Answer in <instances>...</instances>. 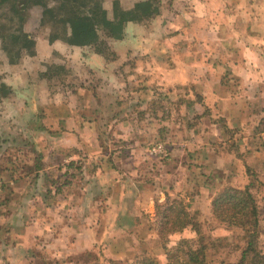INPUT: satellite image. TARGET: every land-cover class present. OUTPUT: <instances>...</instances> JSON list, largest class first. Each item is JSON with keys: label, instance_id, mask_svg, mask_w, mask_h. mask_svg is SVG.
<instances>
[{"label": "crops", "instance_id": "1", "mask_svg": "<svg viewBox=\"0 0 264 264\" xmlns=\"http://www.w3.org/2000/svg\"><path fill=\"white\" fill-rule=\"evenodd\" d=\"M159 13L160 16L139 23L127 22L123 28V38L109 42L114 55L112 60L107 61L95 53L85 56L87 69L82 68L81 75L92 72L95 77L106 76L103 81L107 83L103 86H112L114 90L108 89L103 94L96 85H90L91 79L86 76L88 82L81 80L84 84L79 85V91H83L89 101L125 104L111 113L120 112L118 125L127 130L133 126V132L138 130V122L133 121L131 125L128 119L135 114H126L132 103L160 100L173 107L175 104L171 102L181 101L185 111L180 116L198 120L192 134H198L200 141L192 143L197 142L200 147H214L218 151L216 153L220 154V157H216L217 165L225 167L230 160L237 166L245 164L252 167L258 162V165L261 162L264 164V0H171L169 8ZM29 90L33 89L26 88L23 93L30 100ZM79 91H71L73 97L69 99L72 102L78 103ZM13 92L15 95L10 105L16 108L19 101L25 108L27 102L19 97L22 92L17 89H13ZM157 92L161 97L160 94L156 96ZM200 104L208 109L212 121L207 120L208 114L204 113L202 106H198ZM69 113L70 118L61 119V124L72 127L65 126L68 133L61 127L58 132L60 138L64 140L62 134L71 135L74 148L80 147L79 137L87 128L84 126L86 121L90 132L86 151L94 153L92 151L100 130L108 129L109 132L112 127L106 126L105 122L104 127L101 121L103 115L94 104L89 111L75 105L69 109ZM154 113L149 115L145 112L143 116L163 122L170 121L175 115L173 112L165 115L164 120L158 112ZM8 114L9 128L16 127L20 131L17 122H25L28 112L9 107ZM108 115L109 112L104 119ZM148 125L143 126L144 133L148 131ZM190 127L180 123L184 134L189 132ZM22 129L24 134L36 133L33 125H24ZM67 143L63 141L59 144ZM187 144L182 141L179 146ZM234 144H238L236 151L243 149L244 155L238 153L235 156V149L230 148ZM61 146L64 148L65 145ZM114 154L113 158L108 156V159H94L95 154L87 155V159L80 154L63 159L67 165L61 163L64 174L61 178L65 180L51 192L42 193L38 188L33 197L31 190L17 191L11 188L6 191L3 205L0 201V206H4L2 214H8L5 223L0 221V264L35 263L37 249L45 256L38 263H44L47 256L49 262L60 264L70 252L80 255L88 249L94 250L95 246L106 248L121 231L116 223L119 214L132 223L131 228L142 222L141 216L135 219L140 212L142 216L153 214L149 208H153L156 200L162 202L168 189L160 187L158 179L148 180V175L138 172L140 167L136 168V175H131L133 179H130L129 172L120 170V164L125 166V161L117 152ZM257 156H260V160H256ZM73 165L80 167L82 173L74 176L71 173ZM21 179L13 177L10 182L15 187L22 181H28L26 177ZM76 183L81 187L78 193L69 192ZM154 189H159V193H154ZM54 199L56 203H53ZM11 200L17 202L16 207H12ZM71 200H78V203ZM93 201H99V204L94 205ZM20 208L25 213L20 218V227H14L12 218ZM110 208L113 219L106 217L98 224L93 215H101L103 211L106 213ZM26 214H31V219H27ZM34 220L41 221L40 227ZM101 222H104L102 232L96 233ZM35 226L38 229H34Z\"/></svg>", "mask_w": 264, "mask_h": 264}, {"label": "rangeland", "instance_id": "2", "mask_svg": "<svg viewBox=\"0 0 264 264\" xmlns=\"http://www.w3.org/2000/svg\"><path fill=\"white\" fill-rule=\"evenodd\" d=\"M141 1L147 0H32L30 5L27 6L25 17H23L19 12V5H17L18 8L15 6V4H21L18 0H0L1 205H3L2 199L7 195L6 191H9L11 188H15L17 191L31 190L34 197L38 188L44 193V191L51 192L56 189L57 184V187H59L60 182L65 180L61 178L64 175L62 174L61 163L67 165L63 162V159L74 158L78 154L85 159L88 158L87 155L89 154H95L94 159H108V156L113 158L115 156L114 153L117 152L123 158L121 160L125 161V166L120 164L121 171L125 173L129 172L131 179L133 177L131 175H136V168L140 167L138 172H144L145 176L148 175V180L155 181L158 179V185L168 189L167 193L170 196V200L175 199L184 203L190 213V221L193 224H197L200 232L190 229L184 232V234H175L163 241L158 233L159 218L155 216L153 206V208H149L153 214H145L143 216L141 212L137 214L135 219L141 216L142 222L139 225L135 224L133 228L130 227L132 223L126 221L123 214H119L116 223L119 225L118 228L121 231L117 237L105 246L106 248H103L102 245L100 247L95 246L94 250L88 249L80 255L70 252L71 254L64 257L60 264H130L131 260L139 255L145 256L157 264H169L167 255H170V253L179 256L180 259H187L188 246L191 242L195 243L196 248L202 247V244L200 246L198 241L201 235L204 237V243H208L206 248L203 246V251L206 257H208L206 259L209 261L207 264H236L240 260L246 245L244 232L238 228L228 229L224 225L216 223L210 214V203L223 188L233 187L243 189L248 184L251 186L250 193L253 195L259 210L256 252L263 254V162H261V165H258V162V164L252 167H247L245 164L237 166L235 162L232 163V160L225 167L217 165L216 157H220V154L216 153L218 151L214 147H200L201 145L197 144V142L192 143L193 141H200L198 134H192L198 120L194 118L183 119L180 116L185 111L183 105L171 107L167 103L154 102L150 104L149 109H157V112L162 117H166L165 115L173 112L177 116V119L174 115L175 117L173 116L170 121L158 122L157 120H151L148 116L135 114L136 116L134 117L136 119L133 117H129L128 119L131 125L134 124L133 121L138 122L139 128L135 132L131 130L133 126L127 130L118 125L117 122L111 126L112 128L109 132L108 129H101L100 134L95 140L96 146H94L92 151L94 153L86 151L88 148V135L90 134L87 130L88 125L86 121H84V126L87 128H85L79 137L81 146L74 148L72 144L74 138L71 135L62 134L64 139L62 140L60 138L61 135L58 133L61 127L65 130L66 127L71 128L72 126L69 127L61 124L62 120L60 118H50L51 103L60 101L67 102L69 108H74L77 105V107L83 108L85 111H89L93 104L94 107L98 108L99 106V111L103 115L101 117L102 124L106 122L104 117L108 111H103L102 103L89 101L86 94L83 91H79L78 87L84 84L81 80L86 79L87 76L91 79L90 85H96L103 94L108 92V89L112 91L115 88L103 86L104 83H107L103 81L106 76L95 77L92 72H90V75H81V71H83L81 69H87V66H85L87 62L85 56L89 53L94 54L95 48L69 46L71 37L70 25L74 19L90 18L100 9L105 10L108 19L112 20L116 14L114 13L115 2L118 3L120 9L128 11L133 8L134 4ZM150 1L154 2L153 5L159 9V12L167 10L171 4V0ZM160 14L156 16H160ZM95 29L99 39L104 41L105 46L108 47L106 58L102 55L100 56L104 57L107 61L112 60L114 55L108 56L109 51H111L109 42L115 39L108 38L106 31L100 26H96ZM60 61L64 63L59 64ZM96 81L98 82L96 83ZM87 82L88 80L86 79ZM26 88L33 89L28 91L31 94L30 100L23 93V90ZM13 89L22 92V96L19 97L21 100L24 99L27 102L25 108V105L19 101L16 108L10 105V100L15 95ZM76 90L81 93L78 103L70 100L73 97L71 91L76 93ZM45 97L46 100H42ZM5 99L8 100L3 102ZM40 105L43 107H40ZM27 106H31V108ZM9 107L15 111H23L25 109L28 112L26 117L29 119H27L28 121L17 122V127H21L19 128L20 131L16 127L9 128L10 122H8V117L11 114H8ZM202 107L204 113H207L209 117L208 109L204 106ZM162 108L163 111H160ZM152 113L154 112L152 111ZM148 114L151 115L150 113ZM71 120L69 122L73 123ZM207 120L212 121L213 117H209ZM29 121L30 123H28ZM32 121L37 126L40 137L33 135L31 132L26 134L22 132L23 126H30ZM181 122L191 126L189 132L186 134L181 131ZM144 125H148V131H145V133L143 132ZM158 125H160V128ZM161 129L163 131L159 132ZM229 137L232 138L231 135ZM258 139L260 138L256 140ZM60 140L61 142H59ZM63 141H67L68 143L59 144L63 143ZM182 141L188 144L184 147L179 146ZM154 144H162L164 146L168 153L166 158L163 159L159 156L150 155L149 150ZM61 145H65L64 148ZM231 147L235 149L233 150L235 156L238 153L241 156L244 155L243 149L242 151L240 149L239 152L236 151L238 144L231 145ZM256 160H260V156H257ZM48 166H50V169ZM80 169V167H74V169H71V173L74 176L78 173L81 174ZM247 170L251 171L253 175L247 176ZM239 173L242 175L240 176ZM13 177L20 178V180L26 177L28 181L26 180L25 183L22 181L21 184L17 183L18 186L13 187L14 185L10 182V179L13 180ZM80 188V185L76 183L74 188L70 187L72 190L69 192L75 193L77 191L78 193ZM159 191V189L158 191L157 189L153 190L154 193H159ZM71 201L78 203V200ZM56 202V199H54L53 203ZM96 203L98 205L99 201H93L94 205ZM11 205L12 207H16L17 202L12 201ZM3 210L4 206H0V221H3L1 223H5L4 221L8 217V214H2ZM110 210L111 208L106 213L103 211L101 215L98 213L93 215L98 224L100 221H105L106 217L112 218ZM22 213L25 212L21 211L20 208L14 214L12 218L14 227L16 225L20 227L22 222L20 218L24 215ZM30 215L26 214L27 219H31ZM35 223L40 227L39 223L41 221H35ZM2 225L5 227V224ZM103 225L104 222L98 225L96 233L102 232L101 226ZM38 226H35L34 229H38ZM181 241L188 242V244L185 247H181L182 252L179 254L177 250ZM35 252L37 255L34 257V264H40L38 262L42 260V257L45 259V256L39 249L35 250ZM42 264L59 263L49 262L46 256V260Z\"/></svg>", "mask_w": 264, "mask_h": 264}, {"label": "trees", "instance_id": "3", "mask_svg": "<svg viewBox=\"0 0 264 264\" xmlns=\"http://www.w3.org/2000/svg\"><path fill=\"white\" fill-rule=\"evenodd\" d=\"M154 2L147 0L141 1L134 4L133 8L128 11H124L119 8L117 2L114 3V13L115 16L112 20L108 19L105 10H98L95 15L90 18H76L72 21L70 25V41L69 46L76 47H94L95 53L106 56L108 52V47L105 46L104 41L99 39L96 26H100L106 31V36L115 40H119L122 37L123 26L127 22H140L144 19L151 18L159 14V9L153 5ZM102 46V47H101ZM101 47V48H100ZM74 48V47H73ZM100 48V49H99ZM113 53L109 51L108 56H112ZM106 58V57H105ZM108 58V57H107ZM60 68V67H58ZM63 70V68H61ZM160 93H156L158 96ZM161 97V94H160ZM197 98L199 96H196ZM152 101H144L141 104L132 103L129 108H127L128 115H144L148 112L152 115L153 112H157V109H149L150 104L154 103ZM102 103L103 111H108L109 115L106 117V126H112L119 119L120 112H113V109H121L123 105L121 102L116 104H106L104 101H99ZM126 103V102H124ZM158 103H162L160 100ZM168 104V103H167ZM173 107L183 105L181 101L171 102ZM43 109V108H41ZM51 117L60 118L63 121L65 118H70L69 107L67 102L51 103ZM100 110V107H98ZM163 111V108L160 109ZM98 112V111H97ZM153 115H156L155 113ZM69 116V117H68ZM136 116V115H134ZM133 116V118H135ZM164 118V117H163ZM166 118H164L165 120ZM30 125H33L36 133L33 135H38L39 130L33 121ZM97 125L100 127L97 120ZM44 131V130H43ZM100 134V133H99ZM98 134V135H99ZM41 165V164H40ZM252 176L253 173L247 170V176ZM250 184L246 185L243 189L225 187L213 198L210 203V214L216 223L224 225L226 228H238L244 232L246 238V245L242 252L240 260L236 264H264V253L260 254L256 252V242L258 239V227H259V210L253 195L250 193ZM155 216L159 218L158 220V233L163 241L167 240L175 234H184V232L192 229L196 232H200L197 224H193L190 221V213L186 209L183 202L172 199L170 196L165 194V199L162 202L157 200L154 203ZM204 237L198 238L200 246L196 248L195 243L192 242L188 246V258L180 259L179 256L171 254L167 255V260L169 264H207L209 263L208 257L204 253V248H206L208 243H204ZM203 241V243H202ZM188 242L181 241L178 253L182 252L181 247H185ZM251 254V255H250ZM135 260V262H134ZM129 261V260H127ZM211 262V261H210ZM27 264H34L31 261H27ZM95 264V263H93ZM130 264H157L155 261L146 258L145 256H136L131 260Z\"/></svg>", "mask_w": 264, "mask_h": 264}, {"label": "built area", "instance_id": "4", "mask_svg": "<svg viewBox=\"0 0 264 264\" xmlns=\"http://www.w3.org/2000/svg\"><path fill=\"white\" fill-rule=\"evenodd\" d=\"M150 155H154V156H159L160 158H166L168 153L166 151V149L164 148V146L162 144H154L150 150H149ZM0 186H1V182H0Z\"/></svg>", "mask_w": 264, "mask_h": 264}, {"label": "flooded vegetation", "instance_id": "5", "mask_svg": "<svg viewBox=\"0 0 264 264\" xmlns=\"http://www.w3.org/2000/svg\"><path fill=\"white\" fill-rule=\"evenodd\" d=\"M31 1L32 0H18V2L21 4H15V3L13 4H15L16 7L17 5H19V12L22 14L23 17H25L27 6L30 5Z\"/></svg>", "mask_w": 264, "mask_h": 264}]
</instances>
